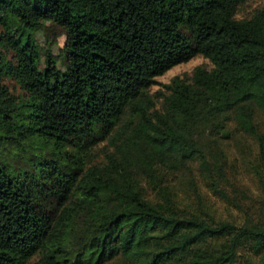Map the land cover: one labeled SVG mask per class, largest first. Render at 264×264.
<instances>
[{"label":"trees","instance_id":"1","mask_svg":"<svg viewBox=\"0 0 264 264\" xmlns=\"http://www.w3.org/2000/svg\"><path fill=\"white\" fill-rule=\"evenodd\" d=\"M247 1L0 0V264H264Z\"/></svg>","mask_w":264,"mask_h":264},{"label":"rangeland","instance_id":"2","mask_svg":"<svg viewBox=\"0 0 264 264\" xmlns=\"http://www.w3.org/2000/svg\"><path fill=\"white\" fill-rule=\"evenodd\" d=\"M262 6H264V0H248L238 8L235 17L238 19L248 18L255 12V10L261 8ZM37 38L42 41L44 39V35L42 33H38ZM64 41V37H59L52 45V52L58 60L64 46ZM196 66H204L210 69L212 64L202 56H195L188 62L178 64L166 71L163 75L157 76L155 78V84L150 88V92L153 93L158 89H163V86L169 83L172 77L176 75L187 74L189 76ZM9 85L12 86L14 83L10 81ZM32 152L35 153L36 157H39L41 153L47 154L51 152V147L47 143H39L37 141L34 144V150H32Z\"/></svg>","mask_w":264,"mask_h":264}]
</instances>
